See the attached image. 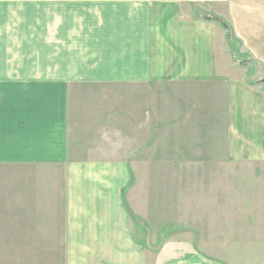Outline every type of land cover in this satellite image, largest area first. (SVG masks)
<instances>
[{
	"label": "crops",
	"instance_id": "1",
	"mask_svg": "<svg viewBox=\"0 0 264 264\" xmlns=\"http://www.w3.org/2000/svg\"><path fill=\"white\" fill-rule=\"evenodd\" d=\"M207 5L216 16L224 7L264 66V0H0V167L38 169L62 187L61 216L28 222L38 248L24 256L204 262L168 233L161 253L141 243L123 203L132 172L120 147L150 163L264 164V94L201 15Z\"/></svg>",
	"mask_w": 264,
	"mask_h": 264
},
{
	"label": "rangeland",
	"instance_id": "2",
	"mask_svg": "<svg viewBox=\"0 0 264 264\" xmlns=\"http://www.w3.org/2000/svg\"><path fill=\"white\" fill-rule=\"evenodd\" d=\"M205 8L201 15L219 25L223 45L246 82L264 94V66L244 50L224 7L216 9L220 16L211 6ZM120 148L132 172L123 203L132 230L147 250L161 253L169 234L179 238L174 243H184L204 257L202 264H264V164L150 163L136 160L130 143ZM38 171L28 175L22 169L0 167V252H4L0 264H59L52 252L42 257L22 253L38 248V224L28 222L61 216V177H44ZM176 230L179 233L169 232ZM192 257L190 262L197 254Z\"/></svg>",
	"mask_w": 264,
	"mask_h": 264
},
{
	"label": "water",
	"instance_id": "3",
	"mask_svg": "<svg viewBox=\"0 0 264 264\" xmlns=\"http://www.w3.org/2000/svg\"><path fill=\"white\" fill-rule=\"evenodd\" d=\"M184 1H187V2H194V1H196V0H184Z\"/></svg>",
	"mask_w": 264,
	"mask_h": 264
}]
</instances>
